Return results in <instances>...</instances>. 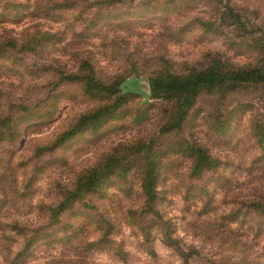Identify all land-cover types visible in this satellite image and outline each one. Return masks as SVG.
Returning <instances> with one entry per match:
<instances>
[{
  "label": "rangeland",
  "instance_id": "1",
  "mask_svg": "<svg viewBox=\"0 0 264 264\" xmlns=\"http://www.w3.org/2000/svg\"><path fill=\"white\" fill-rule=\"evenodd\" d=\"M213 66L264 0H0V264H264V84L153 94Z\"/></svg>",
  "mask_w": 264,
  "mask_h": 264
},
{
  "label": "trees",
  "instance_id": "2",
  "mask_svg": "<svg viewBox=\"0 0 264 264\" xmlns=\"http://www.w3.org/2000/svg\"><path fill=\"white\" fill-rule=\"evenodd\" d=\"M241 84H264V69L227 71L220 66H213L196 71L187 77L170 76L151 82L155 97L165 96L169 99H176L183 102L184 105L192 103L202 90L224 86L235 88ZM169 127H173V125ZM152 168L157 169L155 166ZM151 169L147 172H151ZM97 176L99 177L98 174L95 177ZM92 177L94 176L82 180L77 189L83 190L87 186L95 185L96 182H93L94 178ZM143 181V189L146 195L148 197L155 196L156 180L150 176L149 180L144 179ZM97 183L99 182L97 181Z\"/></svg>",
  "mask_w": 264,
  "mask_h": 264
}]
</instances>
